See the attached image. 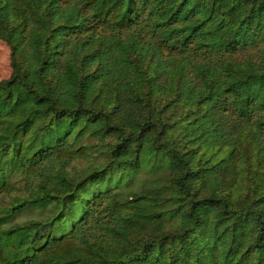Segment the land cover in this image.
I'll return each mask as SVG.
<instances>
[{
  "label": "trees",
  "instance_id": "1",
  "mask_svg": "<svg viewBox=\"0 0 264 264\" xmlns=\"http://www.w3.org/2000/svg\"><path fill=\"white\" fill-rule=\"evenodd\" d=\"M0 40V264H264V0H0Z\"/></svg>",
  "mask_w": 264,
  "mask_h": 264
},
{
  "label": "rangeland",
  "instance_id": "2",
  "mask_svg": "<svg viewBox=\"0 0 264 264\" xmlns=\"http://www.w3.org/2000/svg\"><path fill=\"white\" fill-rule=\"evenodd\" d=\"M10 57L8 45L0 40V79H5L10 75ZM82 163H77V167H81ZM43 213L39 210H27L21 212L15 219L23 221L30 218H39Z\"/></svg>",
  "mask_w": 264,
  "mask_h": 264
}]
</instances>
